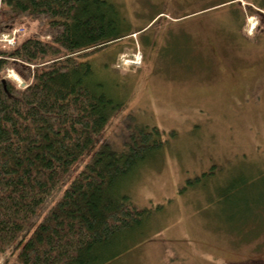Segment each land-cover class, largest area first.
<instances>
[{"label": "rangeland", "instance_id": "374dc122", "mask_svg": "<svg viewBox=\"0 0 264 264\" xmlns=\"http://www.w3.org/2000/svg\"><path fill=\"white\" fill-rule=\"evenodd\" d=\"M112 2L132 33L84 57L123 103L102 144H164L117 188L148 212L103 264H264V0Z\"/></svg>", "mask_w": 264, "mask_h": 264}, {"label": "trees", "instance_id": "16d2710c", "mask_svg": "<svg viewBox=\"0 0 264 264\" xmlns=\"http://www.w3.org/2000/svg\"><path fill=\"white\" fill-rule=\"evenodd\" d=\"M118 13L112 0H0V37L36 25L0 41V264H103L148 212L117 188L162 132L139 127L124 150L102 144L123 103L84 59L132 33Z\"/></svg>", "mask_w": 264, "mask_h": 264}, {"label": "built area", "instance_id": "2783aa9c", "mask_svg": "<svg viewBox=\"0 0 264 264\" xmlns=\"http://www.w3.org/2000/svg\"><path fill=\"white\" fill-rule=\"evenodd\" d=\"M21 31V28H14L11 32L2 34L0 41H2L5 45H14L16 43L17 36Z\"/></svg>", "mask_w": 264, "mask_h": 264}, {"label": "bare ground", "instance_id": "6f19581e", "mask_svg": "<svg viewBox=\"0 0 264 264\" xmlns=\"http://www.w3.org/2000/svg\"><path fill=\"white\" fill-rule=\"evenodd\" d=\"M130 61H132V60H130ZM134 63V62H133ZM14 78H17L18 79V77L17 76H15L14 74L12 75Z\"/></svg>", "mask_w": 264, "mask_h": 264}, {"label": "flooded vegetation", "instance_id": "af4514ba", "mask_svg": "<svg viewBox=\"0 0 264 264\" xmlns=\"http://www.w3.org/2000/svg\"><path fill=\"white\" fill-rule=\"evenodd\" d=\"M262 171H264V170H262Z\"/></svg>", "mask_w": 264, "mask_h": 264}]
</instances>
